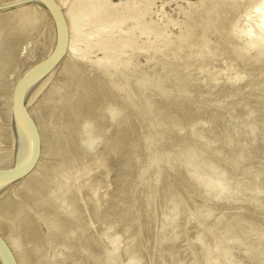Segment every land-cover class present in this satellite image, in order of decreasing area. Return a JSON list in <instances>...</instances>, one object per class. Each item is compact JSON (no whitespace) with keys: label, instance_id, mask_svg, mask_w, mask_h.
Returning <instances> with one entry per match:
<instances>
[{"label":"rangeland","instance_id":"1","mask_svg":"<svg viewBox=\"0 0 264 264\" xmlns=\"http://www.w3.org/2000/svg\"><path fill=\"white\" fill-rule=\"evenodd\" d=\"M11 1L0 0V167L12 164L14 82L54 43L46 15L24 9L38 4ZM98 1L112 15L87 33L107 47L86 43L35 94L39 171L0 195L18 264H264L262 0Z\"/></svg>","mask_w":264,"mask_h":264},{"label":"bare ground","instance_id":"2","mask_svg":"<svg viewBox=\"0 0 264 264\" xmlns=\"http://www.w3.org/2000/svg\"><path fill=\"white\" fill-rule=\"evenodd\" d=\"M23 2L22 0H13V1H11V2H13V3H17V4H20L21 2ZM54 2H55V4L57 5V7L59 8V10H60V12H61V14H62V17H63V19H64V23H65V27H66V35H67V38H66V48H65V51H64V53H63V55L59 58V60L54 64V66L46 73V74H44L39 80H37L34 84H32L27 90H26V92H25V94H24V97H23V106H24V108H25V110H26V113L28 114V116L30 117V119L32 120V117L30 116V105H31V102H32V100H33V98H34V96H35V94L36 93H38L41 89H43L45 86H46V84H49L48 82L50 81V79L52 80V77H53V75L56 73V71L58 70L59 71V68L61 67L62 68V72H64V70H63V66H65L64 67V69H65V71H66V67H67V69H70L68 66H69V63H70V65H71V63L73 64V62L75 61V59H77L76 57H77V55L82 51V49L84 48V47H86V46H83V45H85L86 43H88L87 45H93V46H95V48L97 47V48H100L101 50H103L102 48H104L105 46L107 47V45H103L104 47H102V45L101 44H99V40H100V35H98V34H100V33H98L97 35V37L95 38V39H91V38H88V34H89V32L87 33V31H88V29H90L91 27H93L94 28V30H99V31H101V29L102 28H104V24L108 21L107 19V16H111L112 15V13L110 12V14L111 15H108V13H106V7H107V4H105V1L104 2H102V4H97V1L98 0H90L89 2H87L86 4H82V3H80V2H75L74 0H73V2H72V4L69 6V5H67L66 4V1L65 0H53ZM67 1H69V0H67ZM86 1V0H85ZM84 1V2H85ZM100 1V2H99ZM98 2L99 3H101V0H99ZM217 1V0H216ZM223 1H225V0H223ZM227 1V0H226ZM4 2H5V0H4ZM25 2H26V4H28V3H36V4H38L37 6H38V8L36 7V8H30V9H32L31 11H29V10H27V8H24L25 10H26V12L28 11V13H29V15H32L33 16V12H35V11H38L39 10V12H42V13H44L45 15H46V17L48 18V20H50L52 23H53V28H54V43H53V46H52V49L48 52L47 51V54L37 63L36 62V65L37 64H39V63H41L42 61H44L46 58H48L52 53H53V51H54V49H55V47H56V43H57V38H58V35H57V28H56V26H55V23H54V20H53V18H52V16H51V14H50V12L48 11V9H46V7L44 6V5H42V3H40L39 1H37V0H25ZM70 2V1H69ZM68 2V3H69ZM215 2V1H214ZM219 2H222V0H218V3ZM3 3V2H2ZM167 3V2H166ZM202 3V2H201ZM218 3H216L217 5H218ZM224 3V2H223ZM226 3V2H225ZM17 4H16V6H17ZM73 4H74V6H73ZM23 5H25V4H23ZM237 5H238V3H237ZM210 6H213V8L214 7H216L215 6V4H213L212 5V2H211V4H210ZM21 7H24V6H19L18 8H16L15 10H17V9H21ZM28 7V6H27ZM30 7V6H29ZM28 7V8H29ZM33 7V6H32ZM199 7H201V6H199ZM219 7V6H218ZM221 7V6H220ZM250 7V6H249ZM143 8V7H142ZM247 8V7H246ZM129 9V8H128ZM209 8H207V10H208ZM215 9V8H214ZM129 10H131V9H129ZM220 10H221V8H220ZM12 11H14V10H12ZM97 11H99L100 13H101V15H99L98 16V18H96L94 21L92 20V16H93V14L94 13H96ZM249 11V10H248ZM255 11V10H254ZM132 12V11H131ZM205 12H206V10H205ZM216 12V11H215ZM230 12V11H229ZM20 13H22V12H20ZM28 13H27V16L26 17H28ZM256 13H257V15L262 19V21L259 23V25H258V27H257V29H258V31L260 32V34H261V38H259V43H261V44H263L264 45V0H262L258 5H257V7H256ZM17 14V13H16ZM212 14V13H211ZM232 14V13H231ZM24 15H26V13H24L23 12V15H22V18L20 17V15H19V17L22 19L21 21H20V19H17V16H16V20H18V22L20 23V22H25L26 20L27 21H29V19H27ZM36 15V14H35ZM39 15H40V13H39ZM132 16H133V14H131ZM136 15V14H135ZM142 15V14H141ZM24 16V17H23ZM37 16V15H36ZM41 16V15H40ZM18 17V18H19ZM38 17V16H37ZM208 17H209V10H208ZM207 17V18H208ZM23 18L25 19V21L23 20ZM31 18V17H30ZM35 18V16L33 17V19ZM133 18V17H132ZM134 18H135V16H134ZM44 19V18H43ZM42 19V20H43ZM114 19V18H113ZM116 19V18H115ZM115 19H114V21H115ZM120 18H118V20H119ZM130 19V17H126L125 18V20L122 22V24L125 22V24H127V22H128V20ZM190 19V18H189ZM36 20V19H35ZM109 20H111V19H109ZM204 20H206L207 21V19H204ZM210 20H211V18H210ZM210 20H209V22H210ZM234 20V19H233ZM30 21H32V20H30ZM34 21V20H33ZM40 21V20H39ZM117 21V20H116ZM120 21H122V20H120ZM206 21H204V23L206 22ZM212 21H214V19L212 18ZM228 21V20H227ZM22 22V23H23ZM37 22V21H36ZM226 22V21H225ZM15 23V22H14ZM29 23V22H28ZM52 23H51V25H52ZM114 25L115 24H117V22H112ZM229 23V22H228ZM26 24V23H25ZM37 24V23H36ZM19 25V24H18ZM33 25V24H32ZM43 25V24H42ZM45 25V24H44ZM106 25H108V23L106 24ZM141 25H143V24H141ZM213 25H214V22H213ZM216 25V24H215ZM28 26H29V24H28ZM148 26V25H147ZM152 26V25H151ZM150 25H149V27H151ZM195 26V25H194ZM210 26H212V24L210 25ZM226 26H227V23H226ZM36 27V26H35ZM41 27V26H40ZM45 27V26H44ZM113 28L115 27V26H112ZM144 27V26H143ZM156 27V26H155ZM225 27V26H224ZM166 28V27H165ZM200 28H201V26H200ZM20 29V28H19ZM211 30V29H210ZM230 30V29H229ZM22 31V30H21ZM201 33H202V31L200 32V36L199 37H201L202 35H201ZM242 33H243V31H242ZM190 34V33H189ZM93 35V34H92ZM116 35V34H115ZM227 36V35H226ZM51 37H53V36H51ZM188 37V36H187ZM234 37V36H233ZM204 38V37H203ZM229 38H230V36H229ZM53 39V38H52ZM51 39V40H52ZM198 39V38H197ZM250 39V38H249ZM82 40H84V42H82V43H80L81 45L79 46V42L80 41H82ZM196 40V39H195ZM256 39L255 38H252V39H250V42H254ZM107 42H108V40H106ZM112 41V40H111ZM199 41H200V39H199ZM124 42V41H123ZM187 42V41H186ZM197 42V41H196ZM257 42V41H256ZM112 43V42H111ZM230 43V42H229ZM252 44V43H251ZM51 45V44H50ZM113 45H114V43H113ZM230 45V44H229ZM259 45V44H258ZM257 45V46H258ZM118 46V45H117ZM124 46V45H123ZM130 46V45H129ZM254 46V45H253ZM81 47H82V49H81ZM102 47V48H101ZM252 47V46H251ZM109 48H110V46H109ZM123 48V47H122ZM258 48V47H257ZM106 49V48H105ZM48 50V49H47ZM95 50V49H94ZM118 50H119V48H118ZM241 50V49H240ZM263 50H264V48H263ZM204 51V50H203ZM84 52V51H83ZM242 52V51H241ZM259 52V51H258ZM213 53V52H212ZM235 53H236V51H235ZM259 53H263L262 52V50H260V52ZM124 55V54H123ZM225 55V54H224ZM262 55V54H261ZM217 56V55H216ZM215 56V57H216ZM263 56H264V54H263ZM113 57V56H112ZM219 57V56H218ZM225 59V58H224ZM152 60V59H151ZM164 60V59H163ZM165 61V60H164ZM211 62V61H210ZM80 63V62H79ZM88 63V62H87ZM111 64H113V62L111 63ZM179 64V63H178ZM223 64V63H222ZM36 65H33L31 68H29V69H27V71L23 74V75H21L17 80H16V83L14 82V86L12 87L13 88V91H14V88H15V85L17 84V82L29 71V70H31L33 67H35ZM67 65V66H66ZM78 65V64H77ZM89 65V64H88ZM112 66V65H111ZM74 67H76V62H75V65H74ZM80 67L81 66H77V68H79L80 69ZM82 67H83V64H82ZM85 68V67H84ZM83 68V69H84ZM114 68V67H113ZM122 68H123V66H122ZM77 70V69H76ZM79 71H81V70H79ZM106 71V70H105ZM104 71V72H105ZM146 71H147V69H146ZM70 72V71H69ZM100 72V71H99ZM72 73V72H71ZM111 73H113V74H115V73H117V69H116V65H115V69L114 70H112V72ZM164 73H165V71H164ZM112 74V75H113ZM170 74V73H169ZM56 75H57V73H56ZM73 75V74H72ZM142 75H143V73H142ZM183 75V74H182ZM8 76V75H7ZM71 76V75H70ZM78 76V75H77ZM73 77V76H72ZM82 77V76H81ZM184 77V76H183ZM86 78V77H85ZM10 79V78H9ZM74 79V78H73ZM116 79V78H115ZM208 79H209V77H208ZM169 80V79H168ZM182 82V81H181ZM10 85V84H9ZM12 86V85H11ZM100 86V85H99ZM101 87V86H100ZM53 88H54V86H53ZM52 88V89H53ZM51 88H49V90H50ZM2 90H4V89H2ZM10 90H12V89H10ZM13 91H12V93H11V96H10V102H9V116H8V118H9V121H10V142H11V144H10V151H9V155H8V157L10 158V160L12 161V164L8 167L7 166V164H6V166L7 167H0V169H8V168H11L14 164H16V162H18V161H20L24 156H25V154H26V151H27V146H28V139H27V136H26V134H25V132H24V130L22 129V127L20 126V124H19V122L17 121V119H16V117H15V115H14V113H13V110H12V95H13ZM10 93V92H9ZM8 93V94H9ZM129 93V92H128ZM54 94H55V92H54ZM54 94H53V96H54ZM143 95V94H142ZM8 110V109H7ZM34 120H32V122H33ZM41 121V120H40ZM37 122V121H36ZM9 124V123H8ZM33 124H34V126H35V128H36V131H37V135L39 134V131H38V128H37V124L35 125V123L33 122ZM39 124H40V122H39ZM8 126V125H7ZM103 126V125H102ZM8 129V128H7ZM9 133V132H8ZM104 135V134H103ZM107 137V136H106ZM92 139V138H91ZM103 139V138H102ZM41 140V139H40ZM105 140V139H104ZM38 142H39V136H38ZM96 142V141H95ZM40 147V146H39ZM38 147V148H39ZM41 153H42V151H41ZM45 154V153H44ZM39 155H40V149L38 150V157H37V162L39 161L38 160V158H39ZM44 157H45V155H44ZM42 158V157H41ZM11 161H10V163H11ZM264 161V160H263ZM37 162H35V164H34V166L31 168V170L28 172V173H26L23 177H21L20 179H21V183L23 184V180H22V178H24V177H28L29 178V176L32 174V179L30 178L29 179V181L31 180H33L34 178H33V173L35 172V173H37V171H39V170H37L38 169V166H37V169H35L36 168V165H37ZM42 162V161H41ZM261 162V161H260ZM263 164V163H262ZM2 166V165H1ZM35 170V171H34ZM40 173V172H39ZM20 179H18L19 180V182H20ZM36 179V178H35ZM18 180H16V181H18ZM24 180H25V178H24ZM16 181H13V182H11V183H9V184H4V185H0V195H2L3 196V194L5 193V192H7V190L9 189V191H10V186L13 184V183H15ZM26 184V183H25ZM18 185H19V183H18ZM32 185H33V182H32ZM8 193V192H7ZM0 237L4 240V242L6 243V245H7V247H9V250H10V252L12 253V255H14V253H13V250H12V248L10 247V245L8 244V242L5 240L6 238H4L3 237V235L0 233ZM15 257V258H14ZM17 256H13V258H14V261H15V263L16 264H18V262L19 261H17L18 259L16 258ZM46 261V260H45ZM0 264H2V261H1V259H0Z\"/></svg>","mask_w":264,"mask_h":264},{"label":"water","instance_id":"3","mask_svg":"<svg viewBox=\"0 0 264 264\" xmlns=\"http://www.w3.org/2000/svg\"><path fill=\"white\" fill-rule=\"evenodd\" d=\"M48 9L57 28V43L53 53L41 63L29 70L15 85L12 95V110L24 130L28 146L25 156L11 168L0 169V185L16 181L28 173L34 166L39 150V142L36 128L26 113L23 106V97L26 90L46 74L63 55L66 48V27L62 14L53 0H37ZM0 259L2 264H16L12 253L4 240L0 237Z\"/></svg>","mask_w":264,"mask_h":264}]
</instances>
